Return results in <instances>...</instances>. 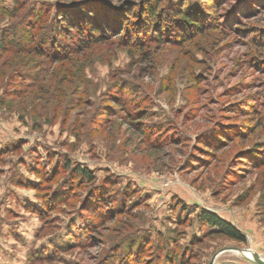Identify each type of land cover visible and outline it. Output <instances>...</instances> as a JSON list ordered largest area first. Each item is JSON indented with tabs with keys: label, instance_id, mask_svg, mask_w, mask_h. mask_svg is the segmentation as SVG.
<instances>
[{
	"label": "rangeland",
	"instance_id": "1",
	"mask_svg": "<svg viewBox=\"0 0 264 264\" xmlns=\"http://www.w3.org/2000/svg\"><path fill=\"white\" fill-rule=\"evenodd\" d=\"M63 1L0 0V264H255L230 248L264 257V0H161L209 25L114 36L49 64L22 54L13 77L5 41Z\"/></svg>",
	"mask_w": 264,
	"mask_h": 264
},
{
	"label": "trees",
	"instance_id": "2",
	"mask_svg": "<svg viewBox=\"0 0 264 264\" xmlns=\"http://www.w3.org/2000/svg\"><path fill=\"white\" fill-rule=\"evenodd\" d=\"M160 1H130L127 3L129 5L121 7L112 5L105 0H65L53 4L55 11L52 14V5L33 9L30 15L33 16V19L27 24L26 33L20 38L15 37L5 41L6 50L16 53L15 58L19 56L20 59L18 64H11L9 71L13 77H21L22 70L28 68V64L24 63V57H20L22 54L32 58L33 55H36L49 64L70 58L80 49L114 36H118L122 41L128 35L145 38L148 32L153 30L157 36L152 38L163 40L166 38L165 33L168 32L167 30L175 34L182 33L183 36H189L188 32L201 33L209 25L207 14L202 15L201 11L187 9L184 5L185 2L176 5L173 4L174 2L169 4V13H164L163 8L159 5ZM174 25L177 27L176 30H172ZM128 42H134V40L129 39ZM18 81L24 82L22 79ZM115 101L119 106H122L119 99ZM123 105L129 116L142 121L139 130L144 132V129L148 127L146 123H143L147 120V110L142 109L145 106L134 100H130ZM131 105L136 106L133 109L135 111L129 110ZM261 122V124H264L263 119ZM227 138L229 137L222 134L217 136L219 142ZM208 143V145L213 144L211 141H208ZM257 150L258 148H255L249 151L248 154ZM75 173L78 176L80 175V181L81 179L88 180L91 184L95 181V176L87 168L78 166ZM198 216L203 224L217 228L218 235L246 242V235L236 225L217 213L202 210ZM130 249L133 250L132 246H130ZM134 254L132 252L131 257Z\"/></svg>",
	"mask_w": 264,
	"mask_h": 264
},
{
	"label": "water",
	"instance_id": "3",
	"mask_svg": "<svg viewBox=\"0 0 264 264\" xmlns=\"http://www.w3.org/2000/svg\"><path fill=\"white\" fill-rule=\"evenodd\" d=\"M230 249L240 252L247 260H249L255 264H264V257L260 256L258 253H256L255 251H253L251 249H246V250L251 251V253H252L251 256L247 255L245 249H241L238 247H231ZM214 260H215V256L213 257V259L210 261L209 264H214Z\"/></svg>",
	"mask_w": 264,
	"mask_h": 264
},
{
	"label": "bare ground",
	"instance_id": "4",
	"mask_svg": "<svg viewBox=\"0 0 264 264\" xmlns=\"http://www.w3.org/2000/svg\"><path fill=\"white\" fill-rule=\"evenodd\" d=\"M246 253H247V255H249V256H251V255H252V253H251V251H250V250H246Z\"/></svg>",
	"mask_w": 264,
	"mask_h": 264
}]
</instances>
